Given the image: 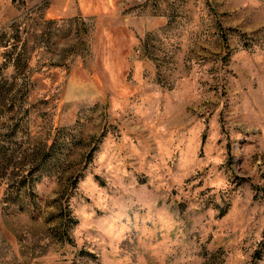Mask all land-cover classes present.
<instances>
[{
  "label": "rangeland",
  "instance_id": "rangeland-1",
  "mask_svg": "<svg viewBox=\"0 0 264 264\" xmlns=\"http://www.w3.org/2000/svg\"><path fill=\"white\" fill-rule=\"evenodd\" d=\"M0 264H264V0H0Z\"/></svg>",
  "mask_w": 264,
  "mask_h": 264
},
{
  "label": "trees",
  "instance_id": "trees-1",
  "mask_svg": "<svg viewBox=\"0 0 264 264\" xmlns=\"http://www.w3.org/2000/svg\"><path fill=\"white\" fill-rule=\"evenodd\" d=\"M221 38H222V41H225V38H224V36H223V35H221Z\"/></svg>",
  "mask_w": 264,
  "mask_h": 264
}]
</instances>
